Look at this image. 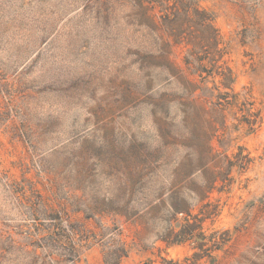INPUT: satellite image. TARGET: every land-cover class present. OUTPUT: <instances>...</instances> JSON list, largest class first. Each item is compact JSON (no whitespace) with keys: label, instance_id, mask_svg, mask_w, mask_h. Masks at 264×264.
<instances>
[{"label":"rangeland","instance_id":"obj_1","mask_svg":"<svg viewBox=\"0 0 264 264\" xmlns=\"http://www.w3.org/2000/svg\"><path fill=\"white\" fill-rule=\"evenodd\" d=\"M194 145L223 180L201 229L188 190L190 217L142 199ZM120 245V264H264V0H0V264Z\"/></svg>","mask_w":264,"mask_h":264},{"label":"trees","instance_id":"obj_2","mask_svg":"<svg viewBox=\"0 0 264 264\" xmlns=\"http://www.w3.org/2000/svg\"><path fill=\"white\" fill-rule=\"evenodd\" d=\"M216 55H218V52ZM216 75L220 74L216 72ZM188 83L190 85H193L194 87L196 85V83L192 81H189ZM228 88L230 90H233L231 87ZM197 89H201V91H203V94L201 96H205V92L207 93V97H209L211 101L214 99V101L211 102L212 108H220L226 106L237 107L236 95H232V99L230 100L228 99L229 93L227 92H225L223 96L221 92L218 91L215 93L211 88L208 87H199ZM214 89L217 90V88ZM192 93L190 94L191 97H189L187 100H189V102L193 103L194 105L198 103V100L201 98V96L197 97ZM169 137L171 138L170 135ZM189 139H194L193 133L190 134ZM169 147L170 145L167 146V148ZM187 148L188 150L186 156L183 157L178 166L174 169L173 174L168 179V194L158 192V194L152 196V198H150V200L148 201L147 196L143 197L142 199H144V201L146 202L144 204L149 209L159 208L160 206L161 209L168 208L167 210H169L174 215L182 214L190 217L192 211L191 205L189 207L187 205L186 199L183 197L184 191L188 190L190 194H188L187 197L196 202L195 207H197L198 209V217L196 218V222L194 224L199 225L198 227L199 229H201V224L206 219H209L212 214H219L218 206L211 203L209 201V198L214 191H220L219 181H223L221 176L218 175L219 173L215 170V167L219 164L220 160L211 153L212 148L210 146H206V148L204 149L196 145L191 148ZM239 149L241 148L239 147ZM188 184H190L192 188H189ZM189 226L190 225L183 226L184 233L186 231V228H189ZM186 239L188 238L178 239L176 242L172 241L171 244H180L182 242H185ZM165 243L166 245H169V242L167 240H165ZM127 255V248L124 245H120L114 251V258L112 260L114 261V263L120 264L122 258L127 257ZM105 264H108L107 260H105Z\"/></svg>","mask_w":264,"mask_h":264}]
</instances>
